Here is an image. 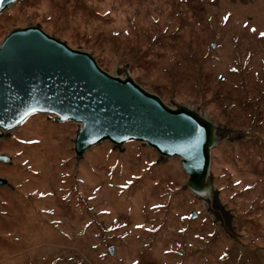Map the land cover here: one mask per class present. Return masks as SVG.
Listing matches in <instances>:
<instances>
[{"label": "rangeland", "instance_id": "1", "mask_svg": "<svg viewBox=\"0 0 264 264\" xmlns=\"http://www.w3.org/2000/svg\"><path fill=\"white\" fill-rule=\"evenodd\" d=\"M36 25L214 122L216 210L178 157L34 114L0 139V264H264V0H18L0 42ZM255 29V31H253Z\"/></svg>", "mask_w": 264, "mask_h": 264}, {"label": "water", "instance_id": "2", "mask_svg": "<svg viewBox=\"0 0 264 264\" xmlns=\"http://www.w3.org/2000/svg\"><path fill=\"white\" fill-rule=\"evenodd\" d=\"M17 1L0 0V14ZM39 113L79 124L77 159L103 141L143 142L163 160L178 157L186 187L213 210L220 205L210 175L212 150L222 138L214 122L194 107L167 105L127 71L113 75L92 53L30 25L0 42V139ZM8 184L0 176V187Z\"/></svg>", "mask_w": 264, "mask_h": 264}, {"label": "snow or ice", "instance_id": "3", "mask_svg": "<svg viewBox=\"0 0 264 264\" xmlns=\"http://www.w3.org/2000/svg\"><path fill=\"white\" fill-rule=\"evenodd\" d=\"M253 31H255V29H253ZM260 35H261L262 37H264V32H261ZM137 264H138V262H137Z\"/></svg>", "mask_w": 264, "mask_h": 264}]
</instances>
